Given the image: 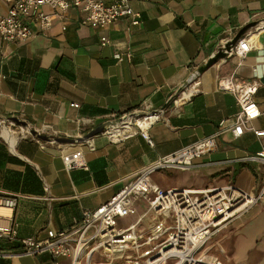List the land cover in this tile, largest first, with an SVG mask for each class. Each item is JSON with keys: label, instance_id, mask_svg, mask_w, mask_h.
<instances>
[{"label": "crops", "instance_id": "obj_1", "mask_svg": "<svg viewBox=\"0 0 264 264\" xmlns=\"http://www.w3.org/2000/svg\"><path fill=\"white\" fill-rule=\"evenodd\" d=\"M130 4L141 15L140 25L125 17L92 28L83 24L79 9L61 13L44 6L45 13L53 14L50 30L40 32L30 17L36 32L30 40L7 42L0 36V117L15 118L54 139L76 140L17 139L5 133L8 141L0 137V189L21 195L15 211L21 237L45 238L47 229L72 228L84 210L107 203L142 168L216 134L222 121L224 131L216 149L198 159L194 169L159 171L152 180L168 189L234 183L254 195L262 191L264 166L245 158L264 149V136L250 131L234 135L230 128L240 108L235 96L220 90L217 82L236 73L241 80L259 83L255 100L262 115L253 125L264 130V26L242 36L250 39L251 50L241 65L229 54L199 76L200 89L190 99L180 103L169 99L244 26L264 19V0H130ZM10 8L0 0V15ZM104 40L109 43L103 45ZM117 52L132 53V60L118 62ZM136 111L157 112V121L148 128L153 145L141 132L118 143L105 130L86 137ZM79 149L89 171H68L62 156ZM136 204L138 212L129 216L130 223L146 207L143 201ZM128 218L120 225L128 226ZM205 252L224 264H264V195L221 230ZM0 264L55 262L44 253L0 259Z\"/></svg>", "mask_w": 264, "mask_h": 264}, {"label": "built area", "instance_id": "obj_2", "mask_svg": "<svg viewBox=\"0 0 264 264\" xmlns=\"http://www.w3.org/2000/svg\"><path fill=\"white\" fill-rule=\"evenodd\" d=\"M4 1L11 4L9 13L0 15V36L7 42H25L35 35V29L27 20L30 17L35 18L40 32L50 30L53 14L45 13L42 10L44 6L61 13L71 8L79 9L84 13L83 24L92 28H104L125 17L131 18L135 26L141 23V15L134 11L130 0H115L113 3L107 0ZM108 43L109 40L102 42L103 45ZM250 43L249 38L240 39L229 53L239 58V65L250 52ZM132 57L130 52L114 54L118 62H130ZM217 85L220 90L232 93L239 105L235 123L230 128L234 135L240 137L250 131L257 137L264 136V130H258L253 125L262 115L255 100L259 83L241 80L236 73H232L219 78ZM199 89L197 78L171 95L169 101L180 103L190 99ZM136 114L140 112L136 111ZM157 119L156 111L134 114L120 122H111L105 132L114 143L141 132L153 145L148 128ZM220 125L221 129L216 134L161 156L142 168L135 179L107 203L96 209L84 210L81 220L72 228L61 231L47 229L45 238L19 235L15 211L21 195L0 189V259L36 257L47 253L55 264H61L63 259H67L68 264H224L210 259L205 248L221 230L260 202L264 184L260 194L254 195L234 183L208 188L164 189L152 180V175L159 171L194 169L198 159L216 149L217 137L224 131V121ZM7 130L15 133L17 139L31 136L41 141L29 128L0 117L1 138L5 139L3 133ZM50 138L51 142L55 141ZM62 157L68 171H89L82 150L63 154ZM245 161L264 166V149L248 156ZM138 201L145 203L144 212L128 226L120 225L122 219L138 212ZM12 246L17 249H12Z\"/></svg>", "mask_w": 264, "mask_h": 264}, {"label": "water", "instance_id": "obj_3", "mask_svg": "<svg viewBox=\"0 0 264 264\" xmlns=\"http://www.w3.org/2000/svg\"><path fill=\"white\" fill-rule=\"evenodd\" d=\"M261 25H264V19L262 20H257L254 22H251L249 24H247L246 26H244L240 32L230 41H228L204 66H202L197 73L195 74L194 78L185 86L190 85L194 80H196L197 78H199V76L201 74H203L205 71H207L209 68H211L213 65H215L218 61H220L221 59H224L228 56V54L233 50V48L235 47V45L238 43V41L242 38L243 35H245L249 30L259 27ZM185 86H183L181 89H179V91H181ZM143 115V113L145 112H140V114H136V112H132L130 114L125 115L124 117L118 119L115 121V123L122 121L124 118L131 116V115ZM11 120L15 121L16 123H18L19 125H23L26 128H29L31 133L34 136H38V138H40L41 140H46V141H50L51 138L46 136V135H42L40 134L38 131L36 130H32V128H30L26 123L24 122H18L15 118H10ZM108 124L102 125L99 128L93 130L91 133H89L86 137L88 138H92L95 135L100 134L101 132H103L106 129V126ZM55 141L57 142H65V143H70V142H74L76 140L73 139H65V138H56Z\"/></svg>", "mask_w": 264, "mask_h": 264}, {"label": "rangeland", "instance_id": "obj_4", "mask_svg": "<svg viewBox=\"0 0 264 264\" xmlns=\"http://www.w3.org/2000/svg\"><path fill=\"white\" fill-rule=\"evenodd\" d=\"M181 187H184V186H176V187H174V186L171 187V186H170L169 188H170V189H173V188H181ZM164 189H168V188H164ZM129 220H131V217L128 218V221H126V223H128V222L130 223ZM124 225L127 226V224H124ZM207 256H208L210 259L213 258V257H212L211 255H209V254H208ZM215 259H216V258H215ZM221 261H222V260H221ZM222 262H223V261H222ZM169 264H170V263H169Z\"/></svg>", "mask_w": 264, "mask_h": 264}, {"label": "bare ground", "instance_id": "obj_5", "mask_svg": "<svg viewBox=\"0 0 264 264\" xmlns=\"http://www.w3.org/2000/svg\"><path fill=\"white\" fill-rule=\"evenodd\" d=\"M262 26H264V25H262ZM5 134H8V135H10V136H16V134L15 133H13L12 131H10V130H7L6 132H4Z\"/></svg>", "mask_w": 264, "mask_h": 264}]
</instances>
